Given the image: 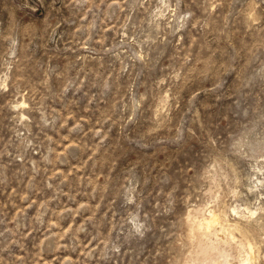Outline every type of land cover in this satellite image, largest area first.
<instances>
[{
  "label": "rangeland",
  "instance_id": "obj_1",
  "mask_svg": "<svg viewBox=\"0 0 264 264\" xmlns=\"http://www.w3.org/2000/svg\"><path fill=\"white\" fill-rule=\"evenodd\" d=\"M0 264H264V0H0Z\"/></svg>",
  "mask_w": 264,
  "mask_h": 264
},
{
  "label": "bare ground",
  "instance_id": "obj_2",
  "mask_svg": "<svg viewBox=\"0 0 264 264\" xmlns=\"http://www.w3.org/2000/svg\"><path fill=\"white\" fill-rule=\"evenodd\" d=\"M218 217H219V215H218ZM205 222V226L207 227V228H209V227H211V226H217L218 224H220L219 223V220H218V218L214 215V213L210 216V218L209 219H207V220H205L204 221ZM220 235H221V232H220ZM224 237V236H223ZM248 245V244H247ZM242 246V245H241ZM242 248V247H241ZM249 249V248H248ZM220 261V260H219Z\"/></svg>",
  "mask_w": 264,
  "mask_h": 264
}]
</instances>
